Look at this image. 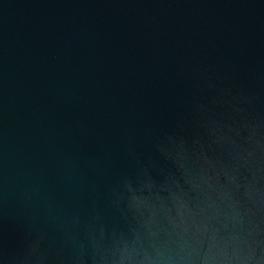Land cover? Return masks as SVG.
I'll list each match as a JSON object with an SVG mask.
<instances>
[{"label":"water","instance_id":"water-1","mask_svg":"<svg viewBox=\"0 0 264 264\" xmlns=\"http://www.w3.org/2000/svg\"><path fill=\"white\" fill-rule=\"evenodd\" d=\"M0 264H264V0H0Z\"/></svg>","mask_w":264,"mask_h":264}]
</instances>
